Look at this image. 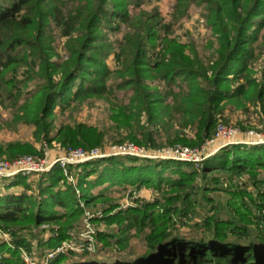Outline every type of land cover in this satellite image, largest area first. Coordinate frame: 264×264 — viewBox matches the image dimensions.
Returning <instances> with one entry per match:
<instances>
[{"label":"trees","instance_id":"1","mask_svg":"<svg viewBox=\"0 0 264 264\" xmlns=\"http://www.w3.org/2000/svg\"><path fill=\"white\" fill-rule=\"evenodd\" d=\"M151 1L0 0V131L27 125L36 142L57 141L65 150L94 148L112 138L156 151L202 146L232 103L251 102L264 116V69L260 78L252 67L264 53L256 51L264 0H175L170 20L157 5L143 8ZM192 6L203 7L209 24L207 51L175 34ZM122 26L115 43L110 34ZM57 41H63V57ZM111 55L114 69L107 62ZM84 107L105 110L104 125L78 121ZM66 112L69 121L58 125ZM26 154L45 153L32 143L0 141V160ZM64 169L78 178L80 192ZM261 172L264 143L223 147L201 166L119 155L66 167L57 162L35 186L23 174L0 178V264H264ZM217 173L231 184L247 177L245 188L226 189L243 210L233 201L228 215L222 214L211 196L222 187ZM93 175L97 181L88 180ZM106 180L135 190L154 188L159 196L136 198L126 208L118 202L103 207L91 220L115 232L98 230L83 249L57 252L83 229L98 198L85 187ZM205 205L213 214L202 226L212 236H181L179 227L194 221ZM132 231L144 235V252L129 251ZM94 251L113 257L93 261Z\"/></svg>","mask_w":264,"mask_h":264},{"label":"rangeland","instance_id":"2","mask_svg":"<svg viewBox=\"0 0 264 264\" xmlns=\"http://www.w3.org/2000/svg\"><path fill=\"white\" fill-rule=\"evenodd\" d=\"M175 4V0H152L151 2H147L144 5V9H152L153 6L157 5L163 14L168 20L171 19V12L173 9V6ZM139 9H136L134 13L138 12ZM175 34L182 42H194L200 50H206L207 46L211 40V30L209 29V24L204 16V10L202 6H192L189 12L188 17L182 18L176 25H175ZM125 31V27L122 26V29L120 31H117L115 33L110 34V39L112 41H115L117 43V40H120L123 36V33ZM58 46V52L63 57L65 55V52L62 48L63 41H57L59 43ZM257 50L264 49V28L262 29L259 39L256 42ZM109 66L114 69L116 67V62L114 59V55H111L109 59L107 60ZM253 69L255 73H258V76L262 77V71L264 69V53L260 56L259 60L253 64ZM35 86V83L33 82L31 84V87ZM260 107L258 105H255L251 102L246 103H232L227 107V110L224 114L225 121H219V123H224L227 126H234L238 128L241 132H246L248 130L256 129L261 133H264V116L262 112H260ZM2 116L3 118H8L10 116V113L6 109H2ZM78 121L85 122L92 126H99L102 127L104 125V121L107 119V113L102 108H93L89 109L88 107H84L78 114H77ZM227 120V121H226ZM69 121V113L66 112L59 116L57 120V124H62L63 122ZM33 129L27 125H20L17 130L11 131L3 129L0 131V141L8 142V141H14V140H20L28 143H32L34 147L39 151H44V156H37L32 154H26L22 155L19 158H22L24 156H32L36 159H46L51 163L52 161L64 156L67 151L76 150V149H83L86 151L92 150L94 148H101L102 150H107L111 148L112 146L131 142V141H125L121 143L113 142L112 138H109L108 141L101 145L90 149H85L83 147H76L71 148L68 150H65L60 143L57 141H54L51 145H47L46 143L44 145H41L40 143L36 142L33 137ZM114 137H118L116 134ZM219 146V145H218ZM192 147V146H191ZM217 148V147H216ZM223 148V147H221ZM220 148V149H221ZM218 149V150H220ZM116 156V155H115ZM119 156V155H117ZM123 156V155H121ZM124 156H130V155H124ZM18 158V159H19ZM2 160L11 161L7 158H3ZM17 160V159H16ZM95 160V159H92ZM15 161V160H14ZM91 161V160H89ZM73 164H79V163H73ZM62 166V164L60 163ZM64 167V166H62ZM65 174L68 177V180L73 183L75 186L79 184L78 178L73 177L70 173L67 172L66 169ZM44 172L39 173H28L23 174L24 176H27L28 181L32 184H36L39 176ZM222 177L221 181L222 183L218 184L222 187H219V189L213 191L211 193V196L214 200H216V203L219 205V207L224 208L222 211L223 215H228L229 211V204L235 201L236 205L239 206L241 209L243 205L239 201V199L233 198V195L229 193L227 190L234 191L235 185H237L240 188H245L246 186L244 183L247 181V177L243 176L241 178L236 179V183H232L228 181L227 175L225 173H217ZM262 176L264 177V172H261ZM18 175V174H17ZM16 176V175H15ZM96 175H93L89 177V181H97ZM234 184V185H233ZM213 185H216L213 183ZM77 191L80 192L79 185L76 187ZM85 188L88 189V191L91 192V194L98 197L94 203H92L89 208V215L88 218L84 220L83 223V229L79 231V233L76 235H72L69 239L65 240L61 245L57 247H68L71 250H77L80 248L83 249L85 244V240H91L94 241L95 234L97 231L101 232H115V227H108L103 223L96 224L92 222L91 218L96 213H100V211L103 209V207H107L110 204H116L117 202L122 206L123 208H126L130 205H135L136 198H139L141 200H152L156 196H159V192L155 191L154 188L150 187H143L140 190H135L132 186L128 185L124 187L123 185H120L118 183H112L110 180H106L105 183H97L95 186L90 187L86 186ZM225 188V189H224ZM227 189V190H226ZM248 190H253L251 186L248 187ZM209 205H205V208L200 209V214L196 219L192 222L185 223L179 227L178 233H180L181 236H184L188 239H195V240H201V239H209L212 235L209 234V232L206 231V229L203 228V224L208 216H211L213 212L209 211ZM243 210V209H242ZM2 238H8L9 234L1 231ZM129 251H134L138 253H142L146 250V241L144 239V235H137L134 231H132L129 235ZM81 245V247H79ZM89 249L94 250V245H89ZM67 250V248L65 249ZM111 253V252H110ZM50 255V253H49ZM107 255V256H106ZM113 256L111 254H106L103 252L94 251L91 253V260L95 261L96 259L99 260H106L111 259ZM122 257H128V255H122ZM28 263H31V260L29 258H26ZM89 258L87 259V261ZM38 262V261H37ZM31 264H37L35 261Z\"/></svg>","mask_w":264,"mask_h":264},{"label":"built area","instance_id":"3","mask_svg":"<svg viewBox=\"0 0 264 264\" xmlns=\"http://www.w3.org/2000/svg\"><path fill=\"white\" fill-rule=\"evenodd\" d=\"M264 133L256 129L241 132L234 126H227L224 123H219L216 127L213 136L200 147H191L176 145L174 147L163 148L161 150H148L133 142H126L112 146L107 150L94 148L86 151L76 149L67 151L66 154L51 163L46 159H36L32 156H24L15 161L0 160V178L13 177L23 173H39L51 169V167L59 162L66 167L67 164L82 163L92 159L130 155L147 159H163L192 162L200 165L210 156L215 154L221 147L230 146L233 144H263ZM219 145V146H218ZM217 147V148H216ZM81 247V245H79ZM66 247H59L57 252H63ZM52 256V254H50Z\"/></svg>","mask_w":264,"mask_h":264}]
</instances>
